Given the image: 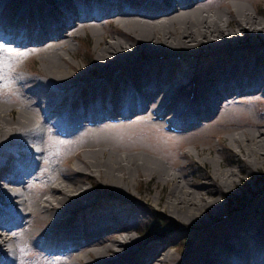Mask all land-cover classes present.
I'll use <instances>...</instances> for the list:
<instances>
[{
	"label": "bare ground",
	"instance_id": "1",
	"mask_svg": "<svg viewBox=\"0 0 264 264\" xmlns=\"http://www.w3.org/2000/svg\"><path fill=\"white\" fill-rule=\"evenodd\" d=\"M194 1L0 0V41L10 45L30 44L31 47L24 50L12 49L13 53L19 56L27 51L39 54L42 64V78H34V88L24 91L23 87H18L19 84H29L33 79L22 73L13 81L15 101L0 103V213L6 220H0V264H17L19 247L23 250L22 254L26 252L25 256L37 255L29 246L30 240L44 248L60 250L64 258H72L70 264H249L264 261V198L258 208H245L235 219H225L204 230L191 253L179 262L169 250L161 251L150 246L140 248L141 251L135 250L138 246L135 236L126 230L134 228L130 218L138 214L136 209L131 214L127 210L125 213L95 217L85 224L78 221L83 212L91 213L96 208L88 205L81 211L82 199L90 195L89 189L83 182L73 181L64 171L61 179L52 176L49 183L53 184L51 187L48 185L41 197L31 200L28 193L31 185L29 176L39 167L44 147L39 119L27 110L39 111L42 118H48L45 119L47 122L55 118L59 122L60 117L72 127L79 123L84 126L82 129L87 130L88 122H98L104 117L130 111H151L156 115L163 109V114H169L189 95L191 101L182 111L185 117L183 124L186 122L184 125H189L188 115L195 116V113L201 112L206 117L213 115L229 92L245 88L254 92L264 91V45L260 46L257 42L259 38L264 42V16L258 17L256 11L239 3L232 4L234 8L228 12H212L207 11V3L202 4V9L193 7ZM105 17H108V23L135 25L133 29H138L136 38L132 42L117 37L102 41L98 31L97 61L104 71L103 75L109 77L102 83L89 84L79 78L71 83L66 70L72 63L66 54L72 52L74 45L63 37L75 36L79 32L76 27L78 22L93 27L95 22ZM246 40L251 47L240 49V44ZM139 42L145 44L149 53L158 52L161 48L193 50L202 44L209 45L215 50L214 59L218 57L219 60L197 73L182 88L176 87L172 79L176 77L177 68L165 60L169 57L153 53L154 56L149 58H136L134 47L137 48ZM221 45L225 47L219 49ZM2 48L9 49L10 46L4 44ZM224 49L234 59L230 55L228 60H224L220 55L226 52L218 54ZM121 63L125 66H120ZM171 87L176 89L174 95L166 92ZM4 92L5 89H0V95ZM33 93H38L37 99L31 97ZM39 93L46 100H41ZM62 96V101L69 99L71 102L67 111L63 110L64 102H51ZM168 96H172V100L166 103ZM261 102L264 103V98ZM253 125L257 128L260 124L255 122ZM229 140L237 144L246 164L257 166L264 163V125L255 132L232 134ZM107 160H94L83 155L75 163L73 171L83 174L84 170L90 172L93 167L95 177L100 178L107 172L98 166H103ZM212 162L215 168L209 178L214 187H206L204 192L193 188L189 190V183L180 179L182 174L167 170L161 172L159 169L151 171L164 183L171 182L173 187L166 204L173 212L180 210L188 225L203 224L197 220L201 217L200 213L211 209L213 215L209 219H216L220 201L218 197L212 198L214 192L224 194L235 183L237 172L234 169H219L216 157ZM121 164L109 173L114 179L125 182L121 186L127 190L133 174L128 164ZM124 169L129 176H125ZM74 201L78 202V208ZM228 212L224 214L228 215ZM206 222L207 225L210 223ZM12 226L19 229L10 234L1 231L15 228ZM137 258H141L142 262L135 260Z\"/></svg>",
	"mask_w": 264,
	"mask_h": 264
},
{
	"label": "rangeland",
	"instance_id": "2",
	"mask_svg": "<svg viewBox=\"0 0 264 264\" xmlns=\"http://www.w3.org/2000/svg\"><path fill=\"white\" fill-rule=\"evenodd\" d=\"M195 1L193 7L202 9V4L207 3V11L212 12H228L229 9L233 10L232 4L239 3L256 11L258 17L262 18L264 16V0ZM84 16L86 14L81 17ZM107 20L108 17H105L98 23L95 22L94 24L96 25L93 27L86 24L84 26L78 22L76 27H78L77 30L79 32L72 37L71 35L63 37V40L72 41L71 43L74 45H72V52L66 54L69 57L68 61L72 63L66 70L71 83L73 81L76 82L78 78L79 80H85L89 84L93 82L102 83L109 77L103 75L102 72L104 71L97 61L96 50L98 45L96 46V42L98 31L101 32L102 36L100 35L99 39L102 41L117 37L132 42L136 38L135 34L138 29H133L135 25L128 24L124 26L114 22H110V24ZM90 23L92 22L87 24ZM69 33L74 34V32ZM59 40L63 41L62 38ZM257 42L260 46L264 45L261 38L257 39ZM247 43V40L243 41L240 44V49L251 47V44ZM4 44L9 45V49L15 50H24L31 47L29 46L30 44H24V42L18 45L14 43L10 45L1 40L0 48ZM224 47L225 45H221L219 49ZM195 48L192 50L179 47L174 51L161 48L162 50L160 49L158 52L149 53L150 51L147 50L145 44L139 42L137 48L134 47V51L137 54L135 55L136 58L141 56L149 58V56H154L153 53L169 57L165 60H168V63H172L177 68L176 77L172 79V84L182 88L184 84L191 82L197 73L204 71L211 66L212 62L219 60L218 57L214 59L215 50L211 46L202 44L200 47ZM221 52H226L220 55L224 60H228L230 55L231 59H234L232 54L226 49L219 50L218 54ZM13 56L16 60L10 61L12 68L9 72V77L12 80L7 88L0 87V89H5L4 94L0 95V103L1 101L2 103L15 101L13 100L15 98L13 81L20 74L23 73L22 75L25 74L27 77L33 78L29 81V84H21L22 86L16 84L20 88L23 87L24 91L26 88H34V78L36 76V79L38 77L42 78V64L39 60V54H30L27 51L23 56L14 53ZM137 61H141V59ZM120 66L123 67L125 65L121 63ZM186 78L187 81H183ZM26 85L30 86L26 87ZM174 91L176 89L171 87L166 92L169 95L170 93L174 95ZM37 94L33 93L31 97L37 99ZM40 95L41 93H39V97ZM168 97L166 103L172 100V96ZM190 97L189 95L184 97L169 114H163V109H160V113L156 115L151 111H130L121 115L104 117L98 122H88L86 124L88 125L86 126L87 130L82 129L84 126L79 123L72 127L62 121L60 117H58L59 122L56 118L52 119V123L47 122L45 119L48 120V118H42L39 111L35 110L34 112L26 109L39 119L40 129L43 132L42 143L44 147L39 167L29 176L31 179L30 189L28 188L30 199L32 198L31 200H33L44 195L48 185L53 184L49 183L53 179L52 176H57L56 179H61L64 174L61 173L64 171L73 181L83 182L82 184L89 189L90 195L82 199L84 203L82 206L80 205L81 211H84V207L88 205L96 208L91 213L83 212L78 221L85 224L88 220L95 217L106 216L111 213H125L127 210L131 214L136 209L138 214H133L130 218L134 228L126 230L135 236L136 244L138 245L135 250L141 251L140 248L149 246L161 251L163 249L169 250L181 262L191 253L193 246L204 230L213 228L214 224L220 223L225 219H235L245 208H258L264 198V163H259L257 166L246 164L244 162L245 156L240 152L237 144L231 143L229 140L232 134L243 131L255 132L258 129H262L264 125V103L261 102V99L264 98V91L254 92L251 88H245V90L229 92L213 111V115L206 117L202 112L195 113L197 116L190 114L187 120L191 122H189V125H184L186 122L183 124L185 117H183L182 111L185 110L191 101ZM11 98L13 101L10 100ZM40 98L41 100H46V98ZM63 99L64 97L62 96L59 99H52L51 102L56 104L57 102H64L62 103L63 110L67 111L71 102L68 101L69 99L62 101ZM16 103L18 104L19 101ZM255 122L260 124L257 128L253 127ZM83 155H87L89 158L92 157L94 160L99 158L107 160L109 158L104 163L102 162L103 166H98V168L106 169V177L96 178V171H94L93 167L90 168V172L87 171L88 169L84 170L83 174L74 172L75 163L79 162V158ZM215 157L219 161V165H217L219 169H234L237 172V177L234 178L235 183L224 194L214 192L212 198L218 197L220 201V211L216 212L218 213L215 216L216 219H209V216L213 215V210L211 209L208 212L203 211L200 213L201 217L197 220H200L203 224L199 226L188 225L185 223L184 215L180 213V210L173 212L166 204L173 187L171 182L164 183L151 171L152 169H156V171L159 169L161 172L167 170L171 173L182 174V178H179L183 182L187 181L186 184L189 183L187 185L189 190L193 188L192 190L204 192L206 187H214L209 176L212 175L215 168L212 162ZM117 163L128 164L130 166L129 171L131 170L130 173L133 174L127 190H124L121 186L125 182L117 178L114 179L109 173L111 170L115 171L116 167L119 168ZM124 172L126 173L125 176H129L126 170ZM74 204L76 208L79 207L77 201H74ZM224 212H228V215H225ZM2 216L0 213V220L6 221ZM197 220L196 218L193 219L194 222ZM23 221H26V219ZM206 221L210 223L207 225ZM18 229L15 227L1 231H6L10 234L9 232ZM105 234L107 233L105 232ZM29 246L37 252L36 257L25 256L26 252L22 254L23 250L19 247V252L16 254L19 258L17 264H70L72 260V258H67L66 256L64 258V253L60 252V250L47 247L45 249L33 240L29 241ZM67 250H64V252L66 253ZM135 260L142 262L141 258ZM179 264H182V262ZM249 264H264V261L260 263L250 262Z\"/></svg>",
	"mask_w": 264,
	"mask_h": 264
},
{
	"label": "snow or ice",
	"instance_id": "3",
	"mask_svg": "<svg viewBox=\"0 0 264 264\" xmlns=\"http://www.w3.org/2000/svg\"><path fill=\"white\" fill-rule=\"evenodd\" d=\"M13 59L12 49L0 48V87L7 88L11 83L9 72L12 68L10 61Z\"/></svg>",
	"mask_w": 264,
	"mask_h": 264
}]
</instances>
